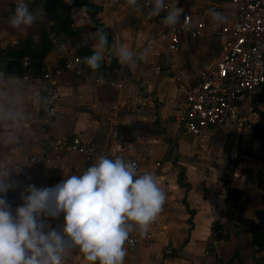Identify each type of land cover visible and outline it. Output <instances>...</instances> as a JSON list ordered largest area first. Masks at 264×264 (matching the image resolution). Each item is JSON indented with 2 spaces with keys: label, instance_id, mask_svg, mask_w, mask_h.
<instances>
[{
  "label": "crops",
  "instance_id": "crops-1",
  "mask_svg": "<svg viewBox=\"0 0 264 264\" xmlns=\"http://www.w3.org/2000/svg\"><path fill=\"white\" fill-rule=\"evenodd\" d=\"M37 1L33 0L30 10L35 11ZM90 1L102 6L96 18L111 38L109 55L106 50L100 69L94 72L87 68L72 39L51 29L53 20L49 30L45 29L53 49L40 60V66L33 70L22 66L24 59H30L28 55L8 68L0 61V71L26 76L43 96L48 81L42 76L48 70L60 94L53 123L47 124L44 105H33V122L19 141L11 146L0 143V157H6L16 168L12 179L19 182L16 190L7 194L13 210L22 204L20 194L27 185L53 187L92 165L75 153L49 163L43 161V150L52 136L78 137L85 144L112 149L125 160L135 161L138 172L157 176L167 194L163 211L150 229L143 235L138 231L130 234L139 242L125 244L124 264H226L234 254L237 257L230 264L264 262V221L260 225L261 249L252 243L248 230L249 221H257L256 211L264 209V183H259L264 180V149L261 139L244 124L246 121L264 129V85L242 99L234 117L201 135L180 132L177 121L185 108L186 87L197 82L219 54L215 32L221 26L211 25V10L224 13L228 17L224 25H228L234 20L233 4L230 0H167L169 10L180 7L206 27L195 39L181 33L178 50L169 52L164 18L147 19L145 9L137 12L124 0L115 5L112 0ZM15 7L16 0H0L2 49L21 47L28 39V28L17 30L9 25ZM82 8L73 6L65 13L72 19L74 11ZM78 20L82 21H72L71 26L94 52L96 30L84 8ZM42 31L40 38L31 40L36 49L42 42ZM149 45L152 51L147 60L132 66L121 65L112 51L123 46L135 56ZM158 53L169 56V72L160 70ZM75 55L80 58L81 75L61 69L63 61ZM101 76L106 83L98 85ZM173 144L177 150L171 160ZM247 169L251 170L250 179L245 177ZM181 170L189 187L178 182ZM190 217L192 224L188 222ZM52 221L47 222L51 225ZM213 224H218L227 237L218 239ZM167 247L169 253L164 251ZM66 264L87 262L82 254L74 252Z\"/></svg>",
  "mask_w": 264,
  "mask_h": 264
},
{
  "label": "clouds",
  "instance_id": "clouds-1",
  "mask_svg": "<svg viewBox=\"0 0 264 264\" xmlns=\"http://www.w3.org/2000/svg\"><path fill=\"white\" fill-rule=\"evenodd\" d=\"M72 5L73 0H66ZM137 12L139 0H124ZM33 0H16L9 17L13 29L31 28L44 13L30 10ZM118 4L119 0H112ZM166 0H149L147 19L167 11L163 23L175 27L181 23L183 9L167 10ZM83 8L74 11L82 14ZM211 25L220 27L228 17L216 10L210 13ZM94 25L95 22L89 20ZM94 52L83 62L94 72L105 61L108 33L97 28ZM121 65L132 66L146 61L151 45L138 55L123 46L113 48ZM106 83L103 76L98 85ZM47 98L26 77H14L0 71V143L15 145L31 126L33 105L47 104ZM16 169L6 157H0V264H66L74 252L82 254L87 264H124L125 247L130 234H145L163 211L167 194L159 178L151 173L140 174L134 162L123 158L99 155L96 162L80 175H71L53 187L38 188L29 184L21 192L22 204L13 210L7 200L9 191L18 187L12 179ZM53 228L47 222L59 220Z\"/></svg>",
  "mask_w": 264,
  "mask_h": 264
},
{
  "label": "built area",
  "instance_id": "built-area-1",
  "mask_svg": "<svg viewBox=\"0 0 264 264\" xmlns=\"http://www.w3.org/2000/svg\"><path fill=\"white\" fill-rule=\"evenodd\" d=\"M230 1L234 6V20L215 32L219 47L216 60L201 72L197 82L185 89V108L178 115L177 121L180 132L190 136L201 135L209 128L234 117L242 99L264 82V0ZM139 3L145 11H149V0H139ZM166 3L168 5L167 0ZM166 14L167 11L162 12L158 17L164 18ZM204 31V23L193 21L189 12H183L179 25L166 26V32L169 34L168 51L178 50L181 33L195 39ZM157 55L160 57V70L169 72V56L162 53ZM29 62L28 58L24 59L22 66H28ZM79 63L80 58L72 56L63 61L61 69L74 70L77 75H81L83 71L78 67ZM42 77L48 81L44 94L48 102L44 106L47 124H51L57 112L60 94L48 70ZM252 126L253 124L249 123V129ZM69 153L82 156L88 164L95 163L101 154L112 159L122 158L112 149L96 148L83 143L78 137L52 136L43 150V161L49 163ZM31 160L35 161V157ZM132 162L137 167V163ZM63 223L61 216L59 220H53L51 226L57 228ZM217 232L223 233V230L218 229ZM138 242L139 238L130 236L126 243L133 246ZM164 251L170 252L168 247Z\"/></svg>",
  "mask_w": 264,
  "mask_h": 264
},
{
  "label": "trees",
  "instance_id": "trees-1",
  "mask_svg": "<svg viewBox=\"0 0 264 264\" xmlns=\"http://www.w3.org/2000/svg\"><path fill=\"white\" fill-rule=\"evenodd\" d=\"M73 6L83 7L88 18L91 21H94L95 24L91 27L94 30L97 28L102 29L105 31L104 26L101 22H99L96 18V15L102 10V6L93 3L90 0H73L72 5H69L66 0H47V5L45 7L46 14H52L57 21L51 26V29L56 30V32H63L67 37L71 38L73 41V45L78 51V55L83 59L86 56H90L93 54V51L90 50L87 45L84 43L83 39L78 37L79 32L71 26L72 19L70 15L65 13L66 9H69ZM110 36L108 35L109 46H110ZM109 46L107 53L109 55ZM53 49V44L51 43V39L49 37V33L45 30L42 31V42L39 48H35L34 44L31 40L26 39L23 46L21 47H13L9 46L6 49L0 48V61H2L6 68L15 65L19 61L23 59L24 56L28 55L29 65L32 70L38 66H40V60ZM87 67V66H86ZM90 69L89 67H87ZM264 85V82H263ZM264 101V95L261 97ZM252 131L256 137L261 139V146L264 149V129L259 128L256 125L252 126ZM178 182L182 185L189 187L190 185L184 183V172L181 170L178 173ZM260 184L264 183V180L259 182ZM190 215H192V210H189ZM257 221L250 220L248 223V230L252 235V243L256 244L259 249L263 246V235L260 231V225L262 221H264V209H260L256 211ZM188 222L192 224L191 217L188 218ZM220 226L218 224H213L212 229L217 232ZM226 234H221L217 232V238H226ZM237 257V254H234L226 264H230L231 259L233 257ZM218 264H222L218 262ZM238 264H242V262H238ZM255 264H264V262L256 261Z\"/></svg>",
  "mask_w": 264,
  "mask_h": 264
},
{
  "label": "rangeland",
  "instance_id": "rangeland-1",
  "mask_svg": "<svg viewBox=\"0 0 264 264\" xmlns=\"http://www.w3.org/2000/svg\"><path fill=\"white\" fill-rule=\"evenodd\" d=\"M70 9H66L65 12H70L69 11ZM38 15V20L37 22L31 27V28H28V32H27V37L29 40H36L37 38H40V35H41V31L42 30H49V26H50V22L51 20H53L54 22L57 21V18H55L52 14H46L45 12L44 13H40V14H37ZM78 19H81V15L76 17H72V21L74 23L75 22H81L82 20H78ZM86 26V25H84ZM82 26V29L83 27ZM82 31V30H81ZM250 122H244L245 126L247 128L248 125H249ZM185 137H188V136H185ZM189 138V137H188Z\"/></svg>",
  "mask_w": 264,
  "mask_h": 264
},
{
  "label": "water",
  "instance_id": "water-1",
  "mask_svg": "<svg viewBox=\"0 0 264 264\" xmlns=\"http://www.w3.org/2000/svg\"><path fill=\"white\" fill-rule=\"evenodd\" d=\"M46 4H47V0H38L36 2V4L34 5L33 9L35 11H39L41 9L43 10V8L46 6ZM176 150H177V146H176V144H173V146H172V156L173 157L171 158V160H173L175 158V156H176ZM245 177L247 179H250L251 178V170L250 169H247L246 170Z\"/></svg>",
  "mask_w": 264,
  "mask_h": 264
}]
</instances>
